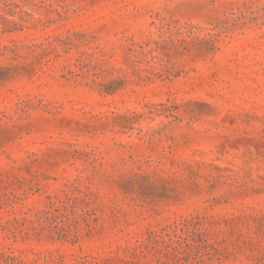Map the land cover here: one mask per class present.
Returning <instances> with one entry per match:
<instances>
[{
    "label": "rangeland",
    "instance_id": "374dc122",
    "mask_svg": "<svg viewBox=\"0 0 264 264\" xmlns=\"http://www.w3.org/2000/svg\"><path fill=\"white\" fill-rule=\"evenodd\" d=\"M0 264H264V0H0Z\"/></svg>",
    "mask_w": 264,
    "mask_h": 264
}]
</instances>
